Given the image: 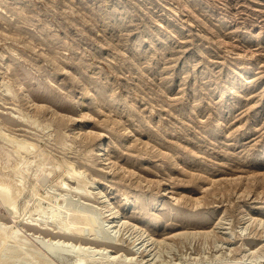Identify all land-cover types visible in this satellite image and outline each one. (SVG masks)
<instances>
[{"label": "rangeland", "instance_id": "374dc122", "mask_svg": "<svg viewBox=\"0 0 264 264\" xmlns=\"http://www.w3.org/2000/svg\"><path fill=\"white\" fill-rule=\"evenodd\" d=\"M238 170L257 177L210 185ZM263 175L264 0H0V190L17 212L0 195V264H264ZM161 179L208 190L174 203ZM107 196L184 234L144 258L89 244L131 246Z\"/></svg>", "mask_w": 264, "mask_h": 264}, {"label": "bare ground", "instance_id": "6f19581e", "mask_svg": "<svg viewBox=\"0 0 264 264\" xmlns=\"http://www.w3.org/2000/svg\"><path fill=\"white\" fill-rule=\"evenodd\" d=\"M26 93V92H25ZM28 96V95H27ZM28 99V98H27ZM30 100V99H29ZM29 100H28V102H29ZM32 101H30V103H31ZM32 104H33V102H32ZM40 105H38V107H39ZM44 108V107H43ZM113 122V121H112ZM88 132V131H87ZM90 133V132H89ZM87 134V133H86ZM97 135V134H96ZM92 136V135H91ZM89 137V136H88ZM97 138H99V146H98V148H96V152H95V157H96V159L97 160H99L101 163H102V168H101V170L102 169H104V168H111V170H112V167L113 166H115L116 167V165L118 164V162L117 161H115V159H113L112 157H110V156H108V155H106V147L105 146H102V139H101V136L100 135H97ZM98 140V139H97ZM24 146V145H23ZM19 147V146H18ZM29 147V146H28ZM25 148H27V145H26V147ZM19 149V148H18ZM17 150V149H16ZM19 151V150H18ZM15 154V153H14ZM17 154V153H16ZM41 156V155H40ZM42 158V157H41ZM43 160V159H42ZM42 160H40L41 161V163H42ZM88 163V162H87ZM223 163V162H222ZM32 164V163H31ZM29 165V166H32V165ZM211 165V164H210ZM50 166V165H49ZM41 167V166H40ZM72 167V166H71ZM94 167H95V165H94ZM181 167V166H180ZM96 168V167H95ZM118 168V167H117ZM143 168V167H142ZM26 169V168H25ZM52 169V168H51ZM56 169V168H55ZM119 170H120V172L122 171L123 173L122 174H125V176H126V174L127 175H135L136 174V172H134V171H132V170H130V169H128L127 167H125L124 165H119V168H118ZM35 170V169H34ZM118 170V171H119ZM72 171H73V169H72ZM117 171V172H118ZM183 171V170H182ZM26 172V171H25ZM49 172H51L50 170H49ZM107 172H108V170H107ZM116 172V171H115ZM52 173V172H51ZM74 174L76 173V172H73ZM191 173V172H190ZM193 173V172H192ZM188 174V173H187ZM69 176V178H70V176H73V175H71V174H68ZM118 175V174H117ZM120 175V174H119ZM118 175V176H119ZM137 175V174H136ZM196 176H198V175H196ZM259 176V175H258ZM264 176V175H263ZM19 177V176H18ZM82 177V176H81ZM129 177V176H128ZM139 177H140V175L138 176V180H139ZM257 177V175L256 174H254V173H251V172H249L248 170H238V172L237 173H235V176H234V178H232L231 180H229L228 179V177H227V179L225 178V179H223V178H221V179H219L218 178V180H215V179H212V181H211V184L210 183H208V184H210V185H215L216 183H223V182H227V181H231L232 183L233 182H239V183H245V182H249V181H251V180H253V179H255ZM73 178H74V176H73ZM126 178V177H125ZM172 178V177H171ZM198 178V177H197ZM230 178V177H229ZM260 178V177H259ZM120 179V178H119ZM143 179V178H142ZM145 179V178H144ZM19 180V179H18ZM20 180H21V178H20ZM23 180V179H22ZM70 180H71V178H70ZM83 180V179H82ZM149 180V179H148ZM2 181V180H1ZM140 181V180H139ZM119 182V181H118ZM121 182V181H120ZM131 182V181H130ZM148 182V181H147ZM188 182V181H187ZM126 183V182H125ZM137 183V182H136ZM140 183V182H139ZM155 183V182H154ZM221 183V184H222ZM238 183V184H239ZM19 184H21V183H19ZM18 184V185H19ZM37 184V183H36ZM65 184V183H64ZM83 184V183H82ZM4 185V184H3ZM155 185V184H154ZM165 185V188L163 189V193H164V196H166L169 200H172V201H174V203H178L179 201H184L185 203H187L188 202V204L190 205V203L192 202L193 203V205L195 204V203H200L202 200H203V198H205V194H206V191L208 190V187L204 190V191H202V192H204L202 195H194L193 197H190V200L187 198V196L188 195H186V196H184V194L182 193H178L177 191H175L174 189H173V187L170 185V184H168V183H166L165 182V179H161V180H159L158 181V186H164ZM175 185V184H174ZM224 185V184H223ZM237 185V184H236ZM242 185V184H241ZM5 186V185H4ZM157 186V185H156ZM157 186V187H158ZM1 187H3V186H1ZM9 187V186H8ZM64 187V186H63ZM17 188V187H16ZM22 188V187H21ZM66 188V187H65ZM77 188V187H76ZM67 189V188H66ZM90 189V188H89ZM8 190H10V189H8L6 186L5 187H3V188H1V190H0V195H1V198H2V200H6L8 203H7V206H8V209H9V211H10V213L12 214L13 212H15L14 211V202H10V201H13L12 199H14V198H12V199H9V197H8V195H9V193L11 192L12 193V191H8ZM77 190V189H76ZM76 190H73V191H76ZM116 190V189H115ZM21 192H22V190H20ZM7 192H9V193H7ZM76 192H78L79 193V191L77 190ZM243 192H244V190H243ZM10 193V194H11ZM91 193V192H90ZM210 193H212V192H210ZM8 194V195H7ZM17 194H18V192H17ZM89 194V193H88ZM14 195H16V193L14 194ZM168 195H170V196H168ZM239 195V194H238ZM152 196V195H151ZM208 196V195H207ZM213 195H211V197H212ZM10 197H11V195H10ZM20 197V196H19ZM98 197V196H97ZM134 198V197H133ZM207 198V197H206ZM102 199V198H101ZM112 198L110 197V196H107L106 197V200H104V208L103 209H105V211L108 213V219L106 220V221H108L109 223H110V227H113V228H116V230H117V228H119V230H127V232H129V231H131V240H132V242H131V246H128V243H127V245L125 244V246H123L122 244H124V243H122V242H124V237H120L121 239L120 240H118V241H121V242H119L120 244H118V245H116L117 243H114V242H116V241H112V239H114V237H112V236H110V234H109V236L108 237H105V236H103L104 238L103 239H100L99 237H97V231H96V237L95 238H99V239H95V238H93V239H91V240H87V242L89 243V244H92V245H96V246H108V247H111L114 251L116 250V252L117 251H124V253H127V254H129V255H139V256H141L142 258H144V257H147V256H149V254H150V250H152V247H153V245L154 244H159V243H161V241H165V240H167V239H174V237H176V236H178V235H181V234H184V232H182V233H174L173 232V234L171 233V234H169L170 236L167 238V236H166V238L164 237V236H161V235H158V234H156L155 233V231L154 230H152L151 229V224H154L155 223V218H153L152 217V214H150L149 213V209H147L146 208V206L144 207V206H140L137 210V213H135V215L134 216H127V213L126 212H124L119 206H116V205H114V203L112 202V200H111ZM136 199H138L137 197H136ZM135 199V200H136ZM141 199V198H140ZM208 200V199H207ZM64 201V200H63ZM62 201V202H63ZM139 201V200H138ZM154 201V200H153ZM176 201V202H175ZM4 202V201H3ZM66 202V201H65ZM102 202V201H101ZM132 202V201H131ZM63 204L64 203H62V206H63ZM118 205H119V203H117ZM130 204V203H129ZM6 205V204H5ZM27 205V204H26ZM102 205V204H101ZM173 205V204H172ZM183 205H186V204H183ZM7 206H6V208H7ZM25 206V205H24ZM29 206V205H28ZM61 206V205H60ZM59 206V207H60ZM66 206V205H65ZM67 206H68V204H67ZM66 206V207H67ZM139 206V205H138ZM180 206V205H179ZM196 206V205H195ZM198 206H200L199 204H198ZM197 206V207H198ZM69 207V206H68ZM67 207V208H68ZM71 207V206H70ZM85 207V206H84ZM182 206H180V208H181ZM86 208V207H85ZM88 208V207H87ZM60 209H66L65 207L64 208H61L60 207ZM59 209V210H60ZM53 210V209H52ZM56 210H57V208H56ZM73 210V209H72ZM75 210V209H74ZM74 210H73V212H74ZM173 210H175V209H173ZM85 211V210H84ZM104 211V210H103ZM168 211V210H167ZM170 211V210H169ZM58 212V211H57ZM98 212V211H97ZM171 212V211H170ZM192 212V211H191ZM15 213H17V212H15ZM15 213H13V214H15ZM86 213V212H85ZM175 213V212H174ZM173 213V214H174ZM58 215V214H57ZM97 216L99 215V214H96ZM95 215V216H96ZM103 215V214H102ZM131 215V214H130ZM167 215V212H162L161 213V217H165ZM170 215V214H169ZM175 216H183L184 214L183 213H179V214H177V213H175L174 214ZM188 215V214H187ZM250 215V214H249ZM100 216V215H99ZM186 216V215H185ZM189 216V215H188ZM53 217H54V214H53ZM192 217V216H191ZM251 218H253L252 216H250ZM51 218V217H50ZM86 218H88V217H86ZM98 218V217H97ZM101 218V217H100ZM202 218V217H201ZM55 219V218H54ZM75 219H77V218H75ZM78 219H79V217H78ZM90 219V218H89ZM92 219V218H91ZM169 219H170V217H169ZM64 220V219H63ZM68 220V219H67ZM87 220V219H86ZM85 219L83 220V221H81V222H79V223H85V222H87ZM98 220V219H97ZM100 220V219H99ZM98 220V221H99ZM159 220V219H158ZM253 220H256V221H258V222H256V223H258V225H262V224H264V218L263 217H261V218H253ZM98 221H96V218H94L93 217V219L91 220V226L93 227V225H94V228H95V225L97 224V222ZM101 221H102V219H101ZM199 221V220H198ZM206 221V220H205ZM69 222V221H68ZM72 222V221H71ZM61 223V222H60ZM63 223H64V221H63ZM94 223V224H93ZM98 223H100V222H98ZM199 223V222H198ZM37 224V223H36ZM66 224V223H65ZM70 224V223H69ZM78 224V223H77ZM86 224V223H85ZM88 224H89V220H88ZM88 224H86V225H88ZM79 225V224H78ZM84 226V225H83ZM89 226V225H88ZM97 226H99V225H97ZM101 226V229L103 228V225H100ZM107 226V225H106ZM109 226V225H108ZM59 227V226H58ZM71 227V226H70ZM74 227V226H73ZM79 227V226H78ZM90 227V226H89ZM156 227V226H155ZM62 228V227H61ZM88 228V227H87ZM86 228V229H87ZM91 228V227H90ZM106 228V227H105ZM108 228V227H107ZM77 229V228H76ZM91 229H93V228H91ZM97 229V228H96ZM99 229H100V227H99ZM1 230H2V228H1ZM58 230V229H57ZM61 230V229H60ZM77 230H79V231H76V230H74L75 232H81L82 230L80 229V228H78ZM98 230V229H97ZM108 230V229H107ZM95 231V230H94ZM2 232V231H1ZM103 232H104V230H103ZM117 232V231H116ZM172 232V231H171ZM200 232V231H199ZM3 233V232H2ZM83 233V232H82ZM190 233V232H189ZM69 234V233H68ZM77 234V233H76ZM78 234H80V233H78ZM81 235H84V234H81ZM101 235H102V233H101ZM100 234H99V236H101ZM108 235V234H107ZM13 236V235H12ZM78 236V235H77ZM180 237V236H179ZM12 238V237H11ZM92 238V237H91ZM101 238H102V236H101ZM127 238H125V240H126ZM105 240L106 241H111L113 244H115L114 246H113V244H109V243H104L105 242ZM127 240H129V239H127ZM84 241H86V240H84ZM104 241V242H103ZM169 241V240H168ZM130 242V241H129ZM157 242V243H156ZM86 243V242H85ZM122 243V244H121ZM126 243V242H125ZM67 244V243H66ZM130 244V243H129ZM27 245V244H26ZM58 245V244H57ZM62 245V244H61ZM155 246V245H154ZM26 247V246H25ZM79 247H80V245H79ZM29 248V247H28ZM55 248V247H54ZM81 249H82V247H80ZM89 248V247H88ZM71 249V248H70ZM85 249H87V247L85 248ZM84 249V250H85ZM104 250V249H103ZM52 251H56V249H53ZM88 251V250H87ZM76 252V251H75ZM121 252V253H122ZM84 253H86V252H84ZM83 253V254H84ZM92 253V252H91ZM80 254V253H79ZM89 254V253H88ZM94 254V253H93ZM92 254V255H93ZM77 255V254H76ZM86 255V254H85ZM91 255V254H90ZM77 257V256H76ZM85 257V256H84ZM115 257V256H114ZM113 257V258H114ZM86 259V258H85ZM83 261H84V259H83ZM83 261L81 262L82 264H83ZM85 261H87V260H85ZM146 261V260H145ZM88 262V261H87ZM81 263H77V264H81ZM86 263V262H85Z\"/></svg>", "mask_w": 264, "mask_h": 264}]
</instances>
